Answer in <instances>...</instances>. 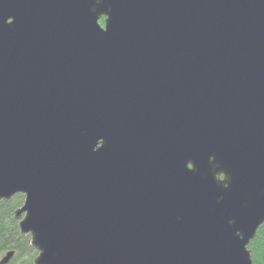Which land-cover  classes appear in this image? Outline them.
<instances>
[{
    "label": "water",
    "instance_id": "water-1",
    "mask_svg": "<svg viewBox=\"0 0 264 264\" xmlns=\"http://www.w3.org/2000/svg\"><path fill=\"white\" fill-rule=\"evenodd\" d=\"M16 194L33 264H253L264 0H0Z\"/></svg>",
    "mask_w": 264,
    "mask_h": 264
},
{
    "label": "trees",
    "instance_id": "trees-1",
    "mask_svg": "<svg viewBox=\"0 0 264 264\" xmlns=\"http://www.w3.org/2000/svg\"><path fill=\"white\" fill-rule=\"evenodd\" d=\"M99 24H103L100 19ZM23 195L16 194L10 200H0V259L10 251L14 256L8 264H33L37 252L30 246V237L19 233L14 212L23 204ZM253 264H264V223L255 238L247 246Z\"/></svg>",
    "mask_w": 264,
    "mask_h": 264
}]
</instances>
